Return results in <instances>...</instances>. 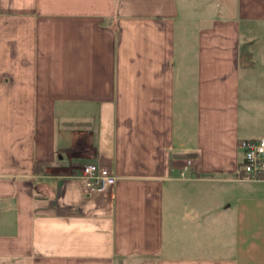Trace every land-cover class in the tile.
<instances>
[{
	"label": "crops",
	"instance_id": "0c3cea01",
	"mask_svg": "<svg viewBox=\"0 0 264 264\" xmlns=\"http://www.w3.org/2000/svg\"><path fill=\"white\" fill-rule=\"evenodd\" d=\"M197 11L0 0V264H264V0Z\"/></svg>",
	"mask_w": 264,
	"mask_h": 264
},
{
	"label": "built area",
	"instance_id": "2783aa9c",
	"mask_svg": "<svg viewBox=\"0 0 264 264\" xmlns=\"http://www.w3.org/2000/svg\"><path fill=\"white\" fill-rule=\"evenodd\" d=\"M240 148L244 154L242 164L244 178L264 184V136L242 139ZM187 173L188 169L185 167L180 173V178L188 179ZM77 178L89 196L110 190L117 181V176L112 173L111 168L99 162L84 164Z\"/></svg>",
	"mask_w": 264,
	"mask_h": 264
},
{
	"label": "rangeland",
	"instance_id": "374dc122",
	"mask_svg": "<svg viewBox=\"0 0 264 264\" xmlns=\"http://www.w3.org/2000/svg\"><path fill=\"white\" fill-rule=\"evenodd\" d=\"M210 2H211V0H187L188 12L186 14V17L198 18L196 20H197V22L200 23V25L209 22L211 15H207V14L205 15L204 13L200 14V13H195V12H199V11H197V10H199V8L203 7V9H204V8L208 7Z\"/></svg>",
	"mask_w": 264,
	"mask_h": 264
},
{
	"label": "trees",
	"instance_id": "16d2710c",
	"mask_svg": "<svg viewBox=\"0 0 264 264\" xmlns=\"http://www.w3.org/2000/svg\"><path fill=\"white\" fill-rule=\"evenodd\" d=\"M36 166H38V163H36Z\"/></svg>",
	"mask_w": 264,
	"mask_h": 264
}]
</instances>
